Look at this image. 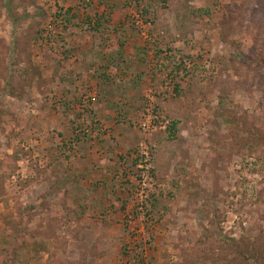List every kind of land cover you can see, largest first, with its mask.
Returning <instances> with one entry per match:
<instances>
[{
    "label": "rangeland",
    "instance_id": "obj_1",
    "mask_svg": "<svg viewBox=\"0 0 264 264\" xmlns=\"http://www.w3.org/2000/svg\"><path fill=\"white\" fill-rule=\"evenodd\" d=\"M58 2L0 0V264H256L264 0Z\"/></svg>",
    "mask_w": 264,
    "mask_h": 264
},
{
    "label": "trees",
    "instance_id": "obj_2",
    "mask_svg": "<svg viewBox=\"0 0 264 264\" xmlns=\"http://www.w3.org/2000/svg\"><path fill=\"white\" fill-rule=\"evenodd\" d=\"M262 61H264V60H262L261 59V61L260 62H262ZM173 128H175L176 127V125L175 124H173V126H172ZM221 242H225V243H227L228 245H232V246H235V247H237L239 244H237V243H235V244H233V240H231V239H225V240H223V241H221ZM239 251H240V253H242L245 257H247V254H252V252L250 251V247L248 248V247H244V249H242V248H240L239 249ZM255 254H258V258H256V257H251V259L250 260H253L256 264H259L260 263V261H263L264 260V252H257V253H255ZM13 258H16V257H13ZM20 264V263H19Z\"/></svg>",
    "mask_w": 264,
    "mask_h": 264
},
{
    "label": "built area",
    "instance_id": "obj_3",
    "mask_svg": "<svg viewBox=\"0 0 264 264\" xmlns=\"http://www.w3.org/2000/svg\"><path fill=\"white\" fill-rule=\"evenodd\" d=\"M159 122V117L155 114L154 111H149L148 116L145 117L140 126L144 131H151L155 129L156 124Z\"/></svg>",
    "mask_w": 264,
    "mask_h": 264
},
{
    "label": "crops",
    "instance_id": "obj_4",
    "mask_svg": "<svg viewBox=\"0 0 264 264\" xmlns=\"http://www.w3.org/2000/svg\"><path fill=\"white\" fill-rule=\"evenodd\" d=\"M74 2V0H62V2H58L59 4V7H62L63 3H64V6L66 5L65 2ZM76 1H79V0H76ZM67 8H65V11L70 8V7H73V3H70L69 6H66Z\"/></svg>",
    "mask_w": 264,
    "mask_h": 264
}]
</instances>
